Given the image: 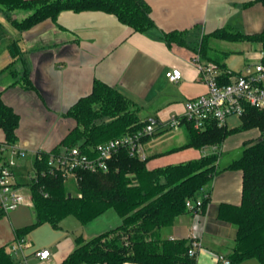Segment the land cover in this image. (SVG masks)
<instances>
[{
  "label": "crops",
  "instance_id": "obj_1",
  "mask_svg": "<svg viewBox=\"0 0 264 264\" xmlns=\"http://www.w3.org/2000/svg\"><path fill=\"white\" fill-rule=\"evenodd\" d=\"M144 1L150 7L154 26L143 32L134 30L112 13L68 9L62 10L55 20L48 18L20 30L9 17L22 19L33 10L8 11L0 6V92L20 116L15 144L28 152L27 157L17 159L22 168L29 161L33 165L37 151L53 150L75 126V120L66 113L80 98L92 92L95 80L103 81L133 100L143 122L148 117L165 122L173 113L183 114L190 98L207 91L192 62L204 35L222 28L255 34L264 28V5L259 0ZM173 31L184 33V43H168L165 34ZM217 42L228 44V50L223 51L225 57L229 52L243 53L248 65L261 59L260 42L211 37L208 55L217 58L227 69L231 68L225 58L212 53L217 49ZM173 68L182 72L179 81H170L166 75ZM27 79L31 88H27ZM229 121L234 122L230 125L227 120L225 126L229 129L242 124V119L236 123L234 116ZM182 127L186 131V125ZM168 129L171 128L163 127L153 135ZM261 132L259 127L238 131L228 136L221 146H229L232 139L236 145H245L260 137ZM153 135L143 138L146 154L151 149L147 161L152 155L156 157L153 167L147 165L149 169L197 159L214 150L210 146L184 148L187 140L162 151L152 149V145L146 150ZM5 140V132L0 127V143ZM242 190L240 170L219 173L207 189L203 208L178 216L171 226L159 230L160 238L197 242L195 264H225L223 259H227L235 246L237 226L219 219L218 208L221 203L240 204ZM70 216L73 215L67 218ZM34 218L33 207L26 205L0 216V246L10 249L18 237L17 230L31 225ZM64 219L50 246L36 247L29 240L31 246L26 250L29 264H59L75 249L77 236L88 240L122 223L112 208L85 224L78 219V222L67 221L65 229L61 227ZM24 237L27 239V235ZM43 248L52 251L47 261H40L33 254ZM14 258L17 263L18 258ZM123 264L140 263L125 261ZM243 264L260 262L250 258Z\"/></svg>",
  "mask_w": 264,
  "mask_h": 264
},
{
  "label": "trees",
  "instance_id": "obj_2",
  "mask_svg": "<svg viewBox=\"0 0 264 264\" xmlns=\"http://www.w3.org/2000/svg\"><path fill=\"white\" fill-rule=\"evenodd\" d=\"M259 1L264 5V0ZM0 6L8 11L33 10L22 19L9 17L20 30L48 18L55 20L67 9L112 13L141 32L154 26L150 7L144 0H0ZM182 34L173 31L165 34V38L169 44L175 40L184 43ZM211 37L260 42L264 50V28L255 34L222 28L204 35L198 51L202 58L221 66L224 81H230L235 73L208 55ZM27 86L32 87L28 79ZM66 116L74 119L76 124L52 152L73 146L88 151L109 139L137 133L146 124L139 118L138 106L133 100L98 79L92 92L80 98ZM19 120V114L3 100L0 92V127L9 144L16 143ZM185 125L187 142L184 148L210 146L214 151L197 159L149 169L147 159L141 160L122 149L110 160L108 171H80L76 193L67 188V180L62 177L40 175V171L46 169L49 157L48 152L42 151V160L36 158L34 161L39 175L29 183L35 218L31 225L17 230V236L24 237L42 223L59 228L60 222L69 215L85 224L112 208L121 217V225L88 240L82 235L77 236L75 249L59 264H123L125 261L195 264L196 257L188 253L193 240L161 239L159 230L171 226L178 216L192 211L186 206L187 200L207 192L216 175L226 170H240L243 175L241 203H221L218 208L219 219L237 226L235 246L227 259L229 264H243L245 260L255 258L264 264V136L247 142L242 155L223 168L219 166L220 153L216 151V147L233 133L253 127L263 131L264 111L248 106L242 124L235 129L219 125L216 120H211L202 130L195 129L190 122ZM0 264H17L7 246H0Z\"/></svg>",
  "mask_w": 264,
  "mask_h": 264
},
{
  "label": "built area",
  "instance_id": "obj_3",
  "mask_svg": "<svg viewBox=\"0 0 264 264\" xmlns=\"http://www.w3.org/2000/svg\"><path fill=\"white\" fill-rule=\"evenodd\" d=\"M261 59L234 75L230 71V81H224V72L221 66L214 61L203 60L197 51L192 62L199 71V78L207 86V91L196 97L190 98L185 105L183 114L173 113L167 121L163 122L155 117H148L143 129L137 133L109 139L85 151L80 146L63 148L59 152L47 151L49 157L47 167L40 171V175L59 176L65 180H79L80 171H108L110 160L122 149L130 155L141 160L147 159L143 146V137L153 135L163 127L179 129L187 122L192 123L197 130H202L211 120H216L219 125H225L232 116L242 119L248 106L264 111V50L260 52ZM170 81H179L182 72L173 68L166 73ZM264 136V130L261 132ZM28 152L4 141L0 144V216L8 215L11 211L26 205L33 207V199L29 183L39 175L33 163V174L28 183H21L16 175L17 159L27 157ZM42 160V151H37L35 159ZM47 196V193H45ZM208 193L204 192L196 199H188L186 206L192 211L203 208ZM31 246L25 237H17L10 246V250L17 259V264H29L26 250ZM198 243L194 240L188 250L189 255L197 256ZM33 254L40 261H47L52 257L49 248L37 249ZM229 264L228 259H223Z\"/></svg>",
  "mask_w": 264,
  "mask_h": 264
},
{
  "label": "rangeland",
  "instance_id": "obj_4",
  "mask_svg": "<svg viewBox=\"0 0 264 264\" xmlns=\"http://www.w3.org/2000/svg\"><path fill=\"white\" fill-rule=\"evenodd\" d=\"M20 11L22 13L25 12L24 10H20ZM175 41H173V42H175ZM217 43H219L216 45L217 49L214 50V52H212V53L214 56H216L218 58H221V59L225 58V63H226V65H228L231 68V69H229L231 72L238 73V72H240L246 68V65H248V62H246V60H245L246 58H245V55L243 53L229 52V54L225 57L223 51L228 50L229 47L226 46L228 44H223L221 42H217ZM234 117H236V123H237V121L241 120L240 117H237V116H234ZM228 124L231 125V124H234V122L229 121V119H228ZM186 140H187V136H186V131H185L184 127H181L179 130L168 129V130L161 132L158 135H155V136L153 135L152 138L150 139L148 145H146V150H148L147 147H151L150 145H152V147H153L152 149L155 150V148H156L157 150L162 151V150L169 149L173 146H177L179 144L185 143ZM234 141H235L234 139L230 140L229 146H227V144L226 145L224 144L223 146L218 145L216 147V151L218 153H220L219 166L221 168L227 166L231 161L240 157L243 153L244 145H239V144L236 145V144H234ZM208 151H211V149H208ZM149 152H151V149H150V151H147V154ZM212 152H208L207 154L212 153ZM163 157H166V156L164 155ZM155 158L156 157L152 155L148 159L147 165L149 167L154 166L153 160ZM23 168H24V170H22ZM23 168H22V166L18 165L16 175H17L19 181L24 182V183H28L30 181V177L32 176L33 171H34L33 165L31 164V161H29V163H27V165H24ZM76 183H77V180H75V179H68L67 180V188L73 193H76V191H77L78 185ZM67 221L78 222L77 218H75L74 216H70L68 218L66 217L61 224L62 228H64V229L67 228V223H69ZM59 230L60 229H58V228L52 227L51 224H49V223H42L41 225L32 229L27 234L26 240L27 241L31 240L34 243V246H36V247L50 246L51 242L54 241L56 233L59 232ZM30 257H33V256L29 255V258Z\"/></svg>",
  "mask_w": 264,
  "mask_h": 264
}]
</instances>
